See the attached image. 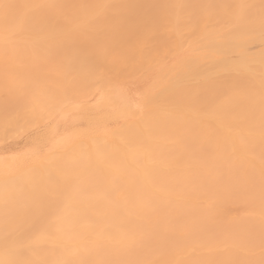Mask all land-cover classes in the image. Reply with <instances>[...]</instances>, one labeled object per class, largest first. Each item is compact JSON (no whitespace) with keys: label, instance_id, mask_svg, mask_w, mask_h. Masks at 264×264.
Masks as SVG:
<instances>
[{"label":"bare ground","instance_id":"1","mask_svg":"<svg viewBox=\"0 0 264 264\" xmlns=\"http://www.w3.org/2000/svg\"><path fill=\"white\" fill-rule=\"evenodd\" d=\"M172 37L142 105L119 79L85 102L59 207L0 211V264H264V0H0V52L74 48L98 80ZM37 156L0 170V205H45L20 194Z\"/></svg>","mask_w":264,"mask_h":264},{"label":"rangeland","instance_id":"2","mask_svg":"<svg viewBox=\"0 0 264 264\" xmlns=\"http://www.w3.org/2000/svg\"><path fill=\"white\" fill-rule=\"evenodd\" d=\"M183 39L185 37H172L170 44L164 40L158 52H150L138 68L130 66L136 55L126 51L125 58L102 67L100 80L96 78L100 65H88L83 52L74 48L34 53L0 52V147L10 149L0 153V170L11 169L24 161L33 162L38 155L35 161L41 164L32 168L31 173L38 181L20 194L38 196L40 202L45 203L14 207L4 203L0 211L50 213L57 209L56 198L73 191V179L77 176L73 161H84L82 149L81 152L75 150L72 141L85 128L83 113L87 99L99 94L100 83L119 79L120 86L142 105L145 91L152 85L159 66L178 61L177 55L186 48ZM171 53L177 55L170 58ZM30 56L38 58L31 61ZM42 217L50 218V214ZM3 223L6 222L0 224ZM34 223L49 222L37 220Z\"/></svg>","mask_w":264,"mask_h":264}]
</instances>
